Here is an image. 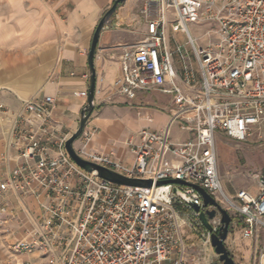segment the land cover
Returning <instances> with one entry per match:
<instances>
[{
  "label": "built area",
  "instance_id": "2783aa9c",
  "mask_svg": "<svg viewBox=\"0 0 264 264\" xmlns=\"http://www.w3.org/2000/svg\"><path fill=\"white\" fill-rule=\"evenodd\" d=\"M141 14L145 35L122 50L121 73L110 86L127 99L138 91L169 95V120L161 130L142 128L139 142L130 141L132 167L113 154L80 156L128 177L151 179L152 185L116 184L81 168L65 148L70 136L58 135L53 98L23 101L5 139L18 152L16 165L0 181V192H42L45 200L39 217L8 247L5 264H165L172 252L177 264H186L184 228H199L203 244L211 247V235L221 226L218 211L208 219L212 229L203 226L200 212L215 207L204 206L194 185L229 213L228 233L237 229L241 238L257 240L264 232V174H253L255 190L227 193L215 148L216 134L246 142L264 131V0H146ZM192 27L204 29L194 35ZM74 95L86 99L87 89ZM11 114L0 104V117ZM175 122L190 137L174 142ZM171 179L187 185H156ZM257 264H264V245Z\"/></svg>",
  "mask_w": 264,
  "mask_h": 264
},
{
  "label": "crops",
  "instance_id": "0c3cea01",
  "mask_svg": "<svg viewBox=\"0 0 264 264\" xmlns=\"http://www.w3.org/2000/svg\"><path fill=\"white\" fill-rule=\"evenodd\" d=\"M145 1L125 0L100 32L93 59L98 89L94 95V109L73 143L81 156L90 151L113 154L120 164L132 167L135 154L130 141L139 142L137 133L142 128L161 130L169 120L172 107L169 95L155 90L138 91L134 99H127L110 86L121 73L119 55L122 50L145 35L141 14ZM113 2L0 0V104L13 114L0 117V180L7 178L16 165L18 152L14 147L8 149L5 139L14 115L22 112L23 101L52 97L58 135L71 136L77 131L87 98L74 93L88 89V53L92 36ZM27 117L33 123L39 122L34 114ZM90 132L92 136L85 142ZM170 136L177 142L190 134L175 122ZM1 199L9 205L5 215L11 217L8 226L14 236L8 233L0 240L9 242V247L16 237L24 236L25 230L39 217V204L45 196L42 192L26 196L0 192ZM229 236L230 232L226 245ZM3 253L0 248V257ZM30 256L20 254L18 258ZM177 260V253L172 252L165 264H177Z\"/></svg>",
  "mask_w": 264,
  "mask_h": 264
},
{
  "label": "rangeland",
  "instance_id": "374dc122",
  "mask_svg": "<svg viewBox=\"0 0 264 264\" xmlns=\"http://www.w3.org/2000/svg\"><path fill=\"white\" fill-rule=\"evenodd\" d=\"M203 29L191 28L194 35ZM215 148L218 172L226 192L233 195L243 188L255 190L253 174H264V131L254 133L246 142H236L221 133L216 134ZM8 208L9 205L1 199L0 219L3 220H0V239L11 230L8 226L11 217L5 215ZM186 220L192 221L190 218ZM184 233V260L187 264H209L217 260L218 257L212 246L203 244L199 228L191 230L185 227ZM0 241V248L4 251L0 257V264H5L9 242ZM227 244L225 245L236 264H257L260 250L264 245V232L259 234L257 240L255 238L249 240L241 238L237 229H232Z\"/></svg>",
  "mask_w": 264,
  "mask_h": 264
},
{
  "label": "water",
  "instance_id": "95a60500",
  "mask_svg": "<svg viewBox=\"0 0 264 264\" xmlns=\"http://www.w3.org/2000/svg\"><path fill=\"white\" fill-rule=\"evenodd\" d=\"M125 0H114L112 5L104 12L101 19L99 20L95 31L92 36L91 46L88 53V66H89V86L87 89V102L81 111V118L80 124L76 132H74L65 143V148L70 155V157L75 161V163L80 166L81 168L93 172L99 177H102L112 183L121 184V185H129V186H140V187H150L152 185L151 179H141V178H132L125 175H122L112 169L103 167L97 163L89 161L83 157H81L76 150L74 149L73 143L74 141L80 136L82 129L91 115L94 109V91L96 85V75H95V68L93 64L94 54L96 51V46L98 43L100 32L109 24L111 17L117 10L118 4L124 3ZM167 183H175V184H182L187 185L186 182L178 179H171V180H164L158 181L156 185H162ZM195 189L201 194L203 199V204L205 207L214 206L211 210L201 211L199 214V219L201 220L203 226L211 230L210 223L208 219H212L217 215V211L220 213V222L221 226L217 233H213L211 235V246L214 249L217 260L211 262L209 264H236L230 251L228 250L227 246L225 245L224 241L228 235L229 225L231 223V216L229 213L212 197L208 194V192L198 186L194 185ZM174 192L179 194L182 198H184L188 203L193 204V208L196 211H199L200 206L198 204H194L193 201L184 196L177 187L174 188Z\"/></svg>",
  "mask_w": 264,
  "mask_h": 264
},
{
  "label": "trees",
  "instance_id": "16d2710c",
  "mask_svg": "<svg viewBox=\"0 0 264 264\" xmlns=\"http://www.w3.org/2000/svg\"><path fill=\"white\" fill-rule=\"evenodd\" d=\"M119 5H120V4H118V6H119ZM118 6H117V7H118Z\"/></svg>",
  "mask_w": 264,
  "mask_h": 264
}]
</instances>
